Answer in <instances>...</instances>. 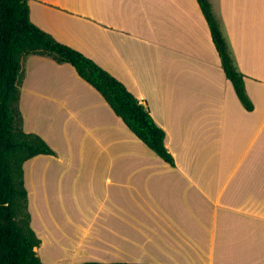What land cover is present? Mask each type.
Returning a JSON list of instances; mask_svg holds the SVG:
<instances>
[{
    "label": "crops",
    "instance_id": "0c3cea01",
    "mask_svg": "<svg viewBox=\"0 0 264 264\" xmlns=\"http://www.w3.org/2000/svg\"><path fill=\"white\" fill-rule=\"evenodd\" d=\"M210 2L252 110L197 0H29L37 26L148 104L175 158L71 63L27 56L23 128L56 152L24 163L44 263L264 264V0Z\"/></svg>",
    "mask_w": 264,
    "mask_h": 264
},
{
    "label": "trees",
    "instance_id": "16d2710c",
    "mask_svg": "<svg viewBox=\"0 0 264 264\" xmlns=\"http://www.w3.org/2000/svg\"><path fill=\"white\" fill-rule=\"evenodd\" d=\"M210 27L212 40L227 78L244 107L254 108L240 72L216 19L210 0H197ZM36 54L58 63H71L77 73L108 102L128 128L161 158L175 165L166 146V131L153 118L146 102L92 58L37 26L30 18L29 0H0V264H46L38 256L40 244L31 225L24 163L38 155H55L36 133L26 132L20 110L24 60ZM78 264H152L86 261Z\"/></svg>",
    "mask_w": 264,
    "mask_h": 264
}]
</instances>
